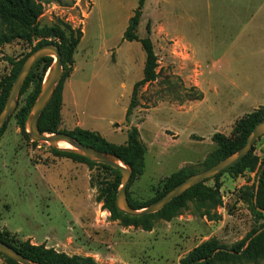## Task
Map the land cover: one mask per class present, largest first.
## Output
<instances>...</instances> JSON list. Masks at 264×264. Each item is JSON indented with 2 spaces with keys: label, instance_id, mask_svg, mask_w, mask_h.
<instances>
[{
  "label": "rangeland",
  "instance_id": "1",
  "mask_svg": "<svg viewBox=\"0 0 264 264\" xmlns=\"http://www.w3.org/2000/svg\"><path fill=\"white\" fill-rule=\"evenodd\" d=\"M62 1L45 6L40 26L70 25L85 30V36L75 52L74 65L63 68L61 80L68 77L63 83L66 99L59 129L92 131L120 146L127 142L131 127H141L146 166L129 188L132 202L152 200L163 191L165 181L182 169L206 170L218 148L213 135L232 138L237 122L257 108L255 101L242 108L235 105L246 93L254 95L247 87L229 85L226 80L240 77H201L190 65L198 47L202 59L211 57L194 25L209 19L211 6L223 3L228 7L241 0H145L137 33L140 38L148 37L147 24H151L158 78L140 89L139 106L130 122L126 121L127 110L133 87L144 76L146 53L140 42L124 40V33L139 0ZM253 3L264 5V0ZM177 39L184 45H196V50L181 47ZM31 47L16 41L0 48V77L11 73L8 57L19 61ZM43 67L25 93L21 92L16 112L35 92ZM201 80L205 93L195 84ZM263 95L258 98L261 102ZM16 112L0 138V232L9 231L18 241L45 244L69 256L92 257L98 264H180L189 251L212 237L231 246L262 224L252 207L264 163V136L255 143L256 162L240 174L221 176L223 203L216 210L221 221L202 216L206 208L193 201L184 214L170 222L155 219L153 230L145 231L112 220L98 202L100 189L117 175L96 162L91 165L56 156L48 144L36 145L27 128L25 133L19 126ZM215 185L214 180L206 183ZM0 264H7L2 256Z\"/></svg>",
  "mask_w": 264,
  "mask_h": 264
},
{
  "label": "trees",
  "instance_id": "2",
  "mask_svg": "<svg viewBox=\"0 0 264 264\" xmlns=\"http://www.w3.org/2000/svg\"><path fill=\"white\" fill-rule=\"evenodd\" d=\"M52 3L63 4V1L0 0V48L16 41H22L32 46L30 52L21 60L15 61L13 58L9 57L6 59L11 64L12 70L8 76L0 77V113L5 107L12 85L23 63L30 54L39 47L49 43L59 45L62 53L63 68L71 69L74 65V55L83 39L84 33L82 29H74L70 25L59 24L52 27H41L40 19L44 14L45 6ZM144 6L145 0H139L138 7L135 10L134 15L130 18L128 28L124 33V40L129 42H140L146 53L144 76L133 87L131 102L126 115L127 122L131 121L130 118L133 111L139 106L140 89L148 84L154 83L158 78V56L150 37L151 24H147L148 37L140 38L137 33L143 16ZM53 61L54 59L52 57L42 59L34 67L23 87L22 94L25 93L34 82L37 77V72L44 65L42 73L37 81L38 83L35 92L27 98L25 105L16 112L18 124L25 133L28 116L41 92V86L43 85L45 76L52 66ZM67 77L68 75L63 77L52 100L40 117L39 129L43 134L62 132L59 128L62 119L63 83ZM200 98H203L202 95ZM262 120H264V107H261L240 119L234 128L232 138H228L221 133L213 135L212 140L218 145V148L208 159L206 168H211L223 159L240 150L246 144L247 139L255 126ZM5 128L0 132V138L3 135ZM64 133L70 134L88 147L118 157L123 163L132 169L133 177L127 192L129 203L131 207L136 210L148 207L152 203L161 199L188 177L199 173L190 169H182L173 173L165 181L163 191L152 200L148 202H132L129 188L137 177L143 175L146 166L145 155L147 148L140 138L139 128L137 126L131 127L128 131L127 142L120 146L108 142L98 133L84 129H77L73 132ZM35 144L39 145V143ZM51 150L56 156L69 157L74 160L87 162L91 165L95 164L85 157L74 153L53 149L52 147ZM254 151L255 145L249 155L233 167L192 187L183 195L174 199L161 211L143 217H129L117 210L116 198L122 185L121 172L109 166L98 164L104 169L117 175V178L114 181H109L106 183L105 187L100 189L97 200L99 203H103V207L110 212L112 220H122L125 226L141 227L145 231L153 230L155 219H162L170 222L176 217L184 214L189 210V203L193 201H196L197 204L206 208L202 213V216L207 217L210 221H221L222 216L218 215L216 211L223 203L220 178L226 172L240 174L246 167L256 162L257 158L253 157ZM209 180H214L216 185L214 187L206 186V183ZM257 182H259V189L258 192L256 193L255 191L253 195L256 202L253 204L252 211L256 219L262 221V224L253 229L245 239L231 246L224 245L218 238L212 237L189 251L180 260V264H238L243 262L264 264V169L260 171ZM259 230H262V232L254 237ZM249 240L251 241L249 242ZM0 241L13 247L17 252L33 262L44 264H98L92 257H81L77 255L69 256L65 253L58 252L54 248H47L45 244L37 245L29 240L24 242L18 241L17 235H12L9 231L0 232ZM0 256L6 259L7 264H18L2 253H0Z\"/></svg>",
  "mask_w": 264,
  "mask_h": 264
},
{
  "label": "water",
  "instance_id": "3",
  "mask_svg": "<svg viewBox=\"0 0 264 264\" xmlns=\"http://www.w3.org/2000/svg\"><path fill=\"white\" fill-rule=\"evenodd\" d=\"M47 57L54 58V63L49 69L46 80L43 82L41 92L28 116L26 123L28 136L36 143L48 144L53 149L74 153L79 156L85 157L89 161L103 164L113 169L119 170L122 175V185L117 194L116 208L120 213H123L124 215H127L129 217H143L161 211L174 199L183 195L192 187L225 172L226 170L246 158L252 151L255 143L262 136H264V120H262L255 126L252 133L248 137L246 144L240 150L223 159L211 168L191 175L173 190L164 195L161 199L152 203L148 207L141 210H136L131 207L128 199L127 190L133 177V171L128 165L123 163L116 156L104 153L102 151L96 150L95 148L88 147L82 144L75 137L71 136L68 133L60 132L54 134H43L39 129L40 117L52 100L57 85L59 84L63 75L62 53L59 45L55 43L45 44L32 52L30 56L25 60L12 85L5 107L0 113V132L6 127L9 120L16 112L19 105V96L23 90L26 80L33 71L34 67L42 59H45ZM61 143L70 144L73 149L60 147ZM263 169L264 166L262 170ZM258 189L259 182H257L256 193L258 192ZM261 232L262 230H259L254 235V237H256ZM250 241L251 240H249V242ZM0 253L14 260L18 264H44L29 260L19 252H17L13 247L3 243L2 241H0Z\"/></svg>",
  "mask_w": 264,
  "mask_h": 264
},
{
  "label": "crops",
  "instance_id": "4",
  "mask_svg": "<svg viewBox=\"0 0 264 264\" xmlns=\"http://www.w3.org/2000/svg\"><path fill=\"white\" fill-rule=\"evenodd\" d=\"M91 1L94 4V0ZM241 2L237 5L228 4V7L223 3L211 6L209 19L200 20L198 26L194 25L195 34L199 40L202 39L203 46H208L203 49L207 50L211 57L206 61L202 59L201 48L198 47L195 56L190 55V65L191 71L201 77L213 74L240 77L237 81L228 78L226 80L229 85L241 84L247 87L254 95L246 93L244 97L236 99L235 105L242 108L246 103L255 101L257 110L258 107H264V104H260L264 102L258 100L264 94V5L254 4V0ZM176 35H180L179 32ZM182 40L177 39L181 47L187 50L190 46L192 49L196 48L194 44L184 45ZM195 84L203 91L202 80ZM213 84L217 86L216 81H213ZM65 99L66 92L63 94V102ZM138 128L141 134V127Z\"/></svg>",
  "mask_w": 264,
  "mask_h": 264
},
{
  "label": "bare ground",
  "instance_id": "5",
  "mask_svg": "<svg viewBox=\"0 0 264 264\" xmlns=\"http://www.w3.org/2000/svg\"><path fill=\"white\" fill-rule=\"evenodd\" d=\"M60 147L73 149V147L70 144H67V143H61Z\"/></svg>",
  "mask_w": 264,
  "mask_h": 264
}]
</instances>
